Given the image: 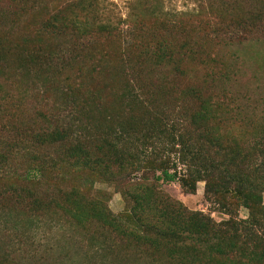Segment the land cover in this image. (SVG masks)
<instances>
[{
  "label": "trees",
  "instance_id": "trees-1",
  "mask_svg": "<svg viewBox=\"0 0 264 264\" xmlns=\"http://www.w3.org/2000/svg\"><path fill=\"white\" fill-rule=\"evenodd\" d=\"M195 2L114 22L110 0H0V264H264V108L215 49L263 41L264 0Z\"/></svg>",
  "mask_w": 264,
  "mask_h": 264
},
{
  "label": "rangeland",
  "instance_id": "rangeland-1",
  "mask_svg": "<svg viewBox=\"0 0 264 264\" xmlns=\"http://www.w3.org/2000/svg\"><path fill=\"white\" fill-rule=\"evenodd\" d=\"M114 5L109 4L106 15L114 22L121 19H135L136 15L149 16L150 10L159 3L166 13L171 11L179 14L186 13L198 7L195 0H110ZM198 9V8H197ZM124 26V25H123ZM218 56L224 65L228 67L231 82L230 90L243 103H251L264 108V40L255 43L235 44L225 46L223 44L215 47ZM97 190L110 195L108 200L109 209L116 215L125 210V202L120 193L105 185H96ZM162 189L172 198L180 201L191 211H201L210 214L212 218L220 222L227 216L214 211V206L204 198V184L199 183L196 194H185L178 183L163 184ZM247 212L242 209L239 212L240 218H245ZM2 225V229H3ZM58 236L51 229H44L37 242L38 248L46 250ZM8 240V238H7ZM6 240V241H7ZM43 252V251H42Z\"/></svg>",
  "mask_w": 264,
  "mask_h": 264
}]
</instances>
